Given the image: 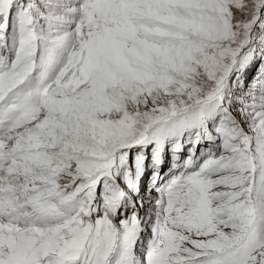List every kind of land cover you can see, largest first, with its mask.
I'll return each mask as SVG.
<instances>
[{"label": "snow or ice", "instance_id": "obj_1", "mask_svg": "<svg viewBox=\"0 0 264 264\" xmlns=\"http://www.w3.org/2000/svg\"><path fill=\"white\" fill-rule=\"evenodd\" d=\"M0 264H264V0H0Z\"/></svg>", "mask_w": 264, "mask_h": 264}]
</instances>
